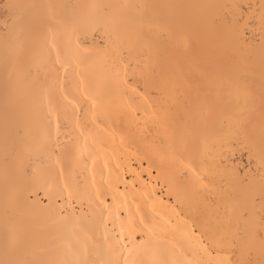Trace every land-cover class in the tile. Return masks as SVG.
I'll use <instances>...</instances> for the list:
<instances>
[{"label":"bare ground","instance_id":"obj_1","mask_svg":"<svg viewBox=\"0 0 264 264\" xmlns=\"http://www.w3.org/2000/svg\"><path fill=\"white\" fill-rule=\"evenodd\" d=\"M0 264H264V0H0Z\"/></svg>","mask_w":264,"mask_h":264}]
</instances>
